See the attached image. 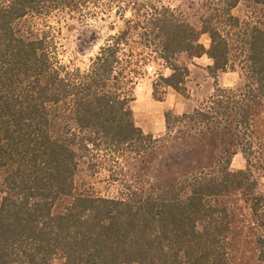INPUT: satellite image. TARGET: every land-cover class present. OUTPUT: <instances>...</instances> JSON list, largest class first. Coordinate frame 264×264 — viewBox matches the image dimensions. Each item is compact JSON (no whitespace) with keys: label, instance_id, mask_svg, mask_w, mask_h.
I'll return each instance as SVG.
<instances>
[{"label":"trees","instance_id":"obj_1","mask_svg":"<svg viewBox=\"0 0 264 264\" xmlns=\"http://www.w3.org/2000/svg\"><path fill=\"white\" fill-rule=\"evenodd\" d=\"M241 3L259 17L236 18ZM199 10L0 0V264H232L243 226L264 264V0ZM92 18L108 20L107 36L83 67L63 64L62 26ZM202 57L212 77L238 72L241 86L166 113L162 139L144 134L137 83L149 79L157 102L169 90L185 98ZM237 154L245 168L231 172Z\"/></svg>","mask_w":264,"mask_h":264},{"label":"rangeland","instance_id":"obj_2","mask_svg":"<svg viewBox=\"0 0 264 264\" xmlns=\"http://www.w3.org/2000/svg\"><path fill=\"white\" fill-rule=\"evenodd\" d=\"M164 4L176 7L187 15L201 12L199 7L203 0H162ZM198 5V6H197ZM233 15L239 20H248L259 17L260 12L248 4L241 3L234 10ZM194 25H197L193 22ZM108 20L99 18L88 19L81 22L68 20L62 26L60 36V60L63 64H72L75 67H83L97 51L103 39L107 36ZM201 43L207 47L206 37H201ZM210 61L206 57L196 59L189 66L190 77L187 83L188 96L183 98L169 90L163 102H157L152 98L150 80L144 79L137 83L134 90L135 100L132 104L133 119L135 125L144 134L153 138L162 139L165 134L164 116L169 113L172 116H181L198 109L204 101L213 93L215 86L219 88H237L242 80L238 72L218 73L216 77L208 74L207 67ZM164 150L159 151L156 160L152 162L151 169L155 174L164 157ZM245 168V160L241 154L235 155L230 162L229 170L238 172ZM165 170L161 168V172ZM173 171L163 173V177L172 176ZM97 191L104 192L103 185L95 186ZM260 188H264L261 181ZM254 239L247 226L238 227L233 239L232 264H257L254 249Z\"/></svg>","mask_w":264,"mask_h":264}]
</instances>
